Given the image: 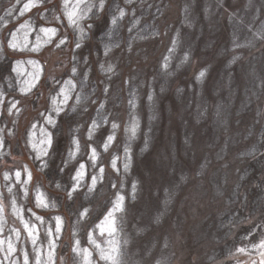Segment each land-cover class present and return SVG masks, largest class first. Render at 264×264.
Returning <instances> with one entry per match:
<instances>
[{"label": "rangeland", "instance_id": "374dc122", "mask_svg": "<svg viewBox=\"0 0 264 264\" xmlns=\"http://www.w3.org/2000/svg\"><path fill=\"white\" fill-rule=\"evenodd\" d=\"M114 1L126 12L114 26L124 72L107 94L94 85L104 109L88 101L81 114L64 81L73 66L95 75L103 29L73 32L90 15L80 0H0V57L15 60L0 67V264H25V253L28 264H264V171L252 181L253 164L264 170V97L254 93L264 39L253 43L264 0H143L134 11ZM134 18L148 26L135 41ZM77 36L82 49L67 42ZM62 37L53 87L40 56ZM110 211L113 231H102Z\"/></svg>", "mask_w": 264, "mask_h": 264}, {"label": "clouds", "instance_id": "9594fccd", "mask_svg": "<svg viewBox=\"0 0 264 264\" xmlns=\"http://www.w3.org/2000/svg\"><path fill=\"white\" fill-rule=\"evenodd\" d=\"M80 3L83 4L84 13H90V15L85 14L83 21L73 28V32L83 31L86 28L90 37H94L98 29L108 31L114 26H117L118 19L116 23H113V18H119V10L125 11L124 7H119L118 11L116 9H112L111 13H109L108 9L112 7L111 0H80ZM132 3L133 0H123V4L125 6L131 5ZM67 42L70 44L74 42L75 49H82L85 46L78 36L74 37V41L68 39ZM63 44H65V39L62 37L59 42L55 44V47L52 49V51L44 52L43 55L40 56V58L45 62V67L48 69V79L50 81L55 80L53 87H55L57 84H60L61 79H63V75L57 79L55 76L56 69L51 67L49 61L53 60V56H55L56 59H60V54L55 52V48H59ZM103 45L104 44L102 43L100 44V51L97 53V62L94 66L95 75H93L92 65H89V68L84 70L82 77L80 76L78 68L73 66L69 69V74L72 78L64 81V84H69V82H71L70 85L73 89H75L79 84L81 85V89H83L84 87H92L93 84L98 85L103 83L104 88L102 91L104 94H107L111 82L119 78L123 74L124 69L120 66L118 61L119 45H117L115 48H105ZM9 48H11L10 44ZM129 52H131V49H129ZM84 59L85 63H88V58L85 57ZM184 59H188L187 54L185 55ZM61 62L64 64L65 68L68 67V61L66 58ZM207 72L208 68L201 69L200 73L196 77L197 80H200V78L203 77ZM73 79L76 81L74 84L72 83ZM60 91H63V87L60 89ZM99 91L100 89L97 87L94 90L93 95H95V92ZM93 95H85L82 98L78 93L76 96V101L71 107V112L76 113L78 109H83L81 114L88 112L91 107V105L88 104V101H91L92 105H97L99 109H104L107 100L99 95H95V98L93 99ZM112 127L115 128L116 125L113 124ZM95 128H97V123L95 120H93L89 128V139H91L92 130Z\"/></svg>", "mask_w": 264, "mask_h": 264}, {"label": "trees", "instance_id": "16d2710c", "mask_svg": "<svg viewBox=\"0 0 264 264\" xmlns=\"http://www.w3.org/2000/svg\"><path fill=\"white\" fill-rule=\"evenodd\" d=\"M143 0H133V3L131 4V5H128V8L131 10V11H134L133 9H135V7H137V6H135V5H138V7H137V9L136 10H138V8H139V4L142 2ZM114 2V3H113ZM114 4H115V1L113 0L112 1V4H111V8L110 9H108V11L109 10H112V9H114ZM118 8V7H117ZM110 12V11H109ZM141 12V11H140ZM111 19V18H110ZM119 19V18H118ZM138 18H134V19H131V20H133V27H129L128 28V30H127V28H124V30H125V32H126V30L128 31V33H127V36H128V40H130L131 38L133 39V41H135V38L136 39H140V38H143L144 37V35H145V32L148 30V26H140V27H138L137 25H138V23H136L135 21H138L137 20ZM254 26H257V29H258V31H260V32H262V33H260V34H258V35H256L255 34V32L253 33V43H254V45H258V44H260L262 41H263V39H264V20H262V21H260V22H258L257 20L255 21V23H254ZM120 29L119 28H111L110 30H108V31H103L102 32V34L97 38V40H98V43L99 44H104L103 46L105 47V48H113V47H116L117 45H119L121 42H120V39H119V35H120ZM150 33V32H149ZM245 50H247L248 51V55L249 56H251L252 55V52L254 51V50H257V48L256 47H253V48H251V47H248V48H246ZM257 52H259L258 50H257ZM239 55H243L242 53L241 54H239ZM11 55L10 54H5L3 57H0V67L1 66H3V67H5L6 69H8L9 68V65L11 64V62H13V61H15V60H13V59H11ZM166 59H168V56H167V58ZM161 62H162V70L164 71V69H165V67L166 68H168V61L167 60H165V59H161L160 60ZM264 76V72H263V74L262 75H258L256 78H259V77H263ZM85 89V87L83 88V89H81V85H77V89H76V93H75V95L77 96V94L79 93L80 95H81V97L83 98V96H85V95H88V93L90 94L93 90H94V86H92V87H88V89H86V90H84ZM9 93H11V92H9ZM9 93L8 94H6L5 96H8L9 95ZM83 93H84V95H83ZM254 93L255 94H257L258 96H262V97H264V81H258V82H256L255 81V84H254ZM72 107V106H71ZM260 167V166H259ZM259 167H256L254 164H253V168H255L256 169V171L252 174V177H253V179H252V181L253 180H257V176H259V175H261L262 174V172L264 171L263 169H261V168H259ZM249 174V173H248ZM248 174H247V176H248ZM251 181V182H252ZM258 192H259V195L257 196V198L256 199H253L250 203H249V205H247V207H250V208H252V212H250V215L252 216V215H255V212L256 211H258L260 208H259V205H260V203H261V201H262V196L260 195L261 194V188H260V186H258ZM244 198V197H243ZM239 199H237L236 201H238ZM242 200V199H241ZM235 201V202H236ZM234 207H235V205H234ZM241 210V208L238 210V211H240ZM233 212H236L235 210L233 211ZM244 214V213H243ZM231 218H236L235 217V215L234 214H228ZM234 224H236V221H234ZM234 224H232V225H234ZM120 232V231H119ZM129 248V247H128ZM211 259H215L214 258V256H212L211 257ZM138 263V261L137 260H134L133 262H130V263H128V264H137Z\"/></svg>", "mask_w": 264, "mask_h": 264}, {"label": "snow or ice", "instance_id": "6c2138e0", "mask_svg": "<svg viewBox=\"0 0 264 264\" xmlns=\"http://www.w3.org/2000/svg\"><path fill=\"white\" fill-rule=\"evenodd\" d=\"M31 6H33V5L30 3V4H28L26 7L28 8V7H31ZM125 15H126V13H125L124 10H119V18H123ZM71 16H72V14L70 13V14H69V17L71 18ZM117 19H118V18H115V17H114V18H113V23H116V22H117ZM41 31H44V32H46V33H50L51 35H55V29H41ZM10 47H14V45H13L12 43H10ZM14 70H15V69H14ZM70 83H71V82H69V85H70ZM62 94L64 95V97H65V101H66L68 97H67V95H66V93H65L64 90L62 91ZM53 102L55 103V101H53ZM49 122L52 123V121H49ZM112 140H113V137H109V138H108V142H109V143H111ZM50 142H51V141L49 140V143H50ZM105 147H107V145H105ZM93 158H95V157H93ZM82 167H83V166H82ZM102 171H103V170L101 169V172H102ZM16 175H17V177H19V173H17ZM83 175H84L83 172H78V173H77V176L74 177V179L77 181V184L79 183V179H80ZM4 178H5V180H7V179H8V176L5 175ZM29 179H30V175H29ZM95 184H96V179L93 178V180H92V188L95 187ZM92 188H90V191L92 190ZM9 191L11 192V189H9ZM72 191H73V192L76 191V187H75V186L73 187ZM68 195H69V198H71V196H72V192H69ZM122 199H123L122 197H117V204H116V208H117V209L121 208V203H120V201H121ZM37 202H38V205H39L40 203H42V201L40 200L39 197L37 198ZM13 207L15 208V203H14V202H13ZM0 210H2V209H0ZM16 212L18 213V212H19V209H16ZM84 214H85V213H82V215H84ZM111 216H112V212L110 211V212H108V214H107V216L105 217L104 221H102L101 224L98 225V227H100L102 231H109V232H112V231H113L112 226H111V223H110V219H109ZM37 219H41V218H40V217H37ZM55 219H56V222H57V232H60L61 218H60V217H56ZM22 223H23V221H22ZM24 227H25V230L29 233V235L32 236V237H34V235H33L34 228H30V226H29L28 224H26V223L24 224ZM49 235H51V233H49ZM260 247H261V248H264V242H262V243L260 244ZM14 250H15V249H14V246L11 244V242H9V244H8V253L11 254V253L14 252ZM74 250H75V249H74ZM241 251H243V250H241ZM24 255H25V264H28L27 254L25 253ZM85 258H87V253H86V255H85ZM102 258L113 259L112 257H102Z\"/></svg>", "mask_w": 264, "mask_h": 264}, {"label": "bare ground", "instance_id": "6f19581e", "mask_svg": "<svg viewBox=\"0 0 264 264\" xmlns=\"http://www.w3.org/2000/svg\"><path fill=\"white\" fill-rule=\"evenodd\" d=\"M101 84V83H100ZM94 85H96V84H93L92 86H94Z\"/></svg>", "mask_w": 264, "mask_h": 264}]
</instances>
